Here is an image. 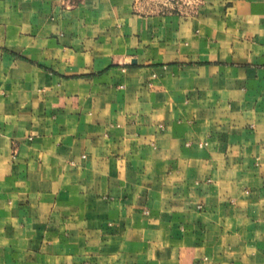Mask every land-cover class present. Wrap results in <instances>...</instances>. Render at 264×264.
Returning a JSON list of instances; mask_svg holds the SVG:
<instances>
[{"label":"crops","instance_id":"crops-1","mask_svg":"<svg viewBox=\"0 0 264 264\" xmlns=\"http://www.w3.org/2000/svg\"><path fill=\"white\" fill-rule=\"evenodd\" d=\"M0 0V264H264V0Z\"/></svg>","mask_w":264,"mask_h":264},{"label":"rangeland","instance_id":"rangeland-1","mask_svg":"<svg viewBox=\"0 0 264 264\" xmlns=\"http://www.w3.org/2000/svg\"><path fill=\"white\" fill-rule=\"evenodd\" d=\"M140 2L144 6H148L158 10H167L174 9L183 5L186 6L185 4H188V2H192V0H140Z\"/></svg>","mask_w":264,"mask_h":264}]
</instances>
